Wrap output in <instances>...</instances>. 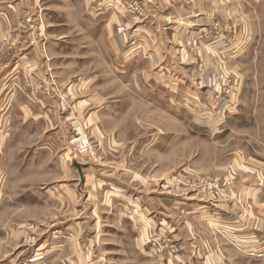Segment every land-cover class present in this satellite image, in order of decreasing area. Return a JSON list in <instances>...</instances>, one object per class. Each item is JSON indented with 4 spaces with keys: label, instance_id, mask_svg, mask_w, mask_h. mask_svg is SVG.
I'll return each instance as SVG.
<instances>
[{
    "label": "crops",
    "instance_id": "1",
    "mask_svg": "<svg viewBox=\"0 0 264 264\" xmlns=\"http://www.w3.org/2000/svg\"><path fill=\"white\" fill-rule=\"evenodd\" d=\"M138 1L148 16L133 25L121 0H53L60 10L44 22H38L34 0H3L0 45L19 42L6 46L8 57L0 62V230L6 232L0 264L264 262V226L255 221L264 208L241 210L235 202H211L201 191L174 189L166 163L161 169L173 129L149 121L148 137L164 138L155 143L144 142L138 131L147 128L141 112L171 123L174 101L164 90L175 86L185 88V101L194 106L183 104L186 119L191 115L218 135L255 118L247 109L250 85L242 70L252 39L261 33L264 39V0ZM236 23L239 32L232 36L228 28ZM234 39L246 50L233 52ZM219 71L236 76L237 95L217 114L201 107L199 96L208 95ZM261 78L256 75L252 86L264 85ZM131 134L138 137L133 142ZM81 135L98 143L100 162L79 159V174L71 152L73 138ZM147 152L158 159L144 161ZM145 167L154 173L145 174ZM228 167L232 193L251 205L261 193L243 185L234 163ZM163 178L169 189L164 182L158 191ZM47 217L54 237L76 231L78 241L58 235L22 241L19 226ZM164 239L179 250L155 249Z\"/></svg>",
    "mask_w": 264,
    "mask_h": 264
},
{
    "label": "rangeland",
    "instance_id": "2",
    "mask_svg": "<svg viewBox=\"0 0 264 264\" xmlns=\"http://www.w3.org/2000/svg\"><path fill=\"white\" fill-rule=\"evenodd\" d=\"M18 1L19 0H16V2ZM34 1H35L34 9L37 10L36 13L40 18L42 16L40 21L37 18L38 22L41 21L44 22L43 20L44 16L53 17L55 10L57 9L60 10V5L54 3L53 0H34ZM130 1H132V3H136L137 4L136 6L144 10V14L146 17L143 20L141 21L131 20L129 12L127 11V9H125L122 6L124 4L126 5L127 8L128 4H130L128 2ZM184 2L189 4L191 3L188 0H184ZM119 6L123 8L124 14L127 16L130 23H132L133 25L143 22L148 16V11L138 0H121ZM2 9H5V6L3 5V0H0V16L2 15L3 17H5V15L2 14L3 13ZM263 10L262 12L264 13ZM254 18H255L254 20H256V17ZM238 25L239 24L236 23L237 29L239 30ZM1 26L3 27V30L6 29V23H0V27ZM22 26L23 25L18 24L16 28L18 30H21ZM230 34L233 36V32H230ZM260 36L256 37L254 40L252 39L254 45L252 44L249 45V47L251 46L252 49L249 51V55L247 56L248 59L250 58L249 65L244 66L245 71L244 69L242 70V73L247 74L245 79H248L246 81H248L247 82L248 86L250 85L249 86L250 91L248 96V98H250V102L249 104H247V109L251 113H254L253 116L255 117V118L251 117L246 119L247 120L246 124L248 125L236 127V129H234V131L231 133H229L227 130L221 133L220 135H218L217 133L213 132L211 129H207L206 125H204L205 127H202L197 123H193L194 122L193 120L196 121V119H193L191 115L188 119H186L187 115H185V111H187V108L183 104H186L189 108H192V106H190V104L186 102L187 100L185 98L187 96L185 93H183L185 88H182L180 86H175L171 88L173 89L172 91L164 90L166 91V94L173 97V101H174L173 105L171 104V106H169L173 113L171 123L170 120L164 119L162 117L149 119L150 112H144V113L141 112L142 114L144 115L146 114L147 116L146 119H144L146 120L145 122L147 124L146 125L147 128L138 127V131L141 134V135L139 134L140 137H145L144 142L150 143L151 141L150 138L154 143L156 140L159 142L161 141V139H164L162 136L148 137L149 132H151V129L153 128L149 125V121L150 122L153 121V123H156L157 125L155 124V126H157V128H160L159 126L162 127L167 126L173 129V133H172L173 135L170 137L169 140L172 144L171 145L172 147L171 150L167 152L168 155L166 157V160L161 161V164L163 166L161 169H164V165L166 163L167 173L165 175H167V178L169 179L168 181H170L169 183L173 185L174 189L198 191L199 189L196 190L194 188L186 186L185 184L182 185V183H180V179L182 181L185 180L184 178L191 177L192 175H198L204 178L205 177L221 178L224 176H228L230 178V184L225 187V192L221 199L210 196L206 190L204 191L200 190V191L204 193L205 197L209 201L214 203L232 204L233 202H235L238 209L241 210H243L248 206H252L255 211L257 210L258 206L264 208V88H263L264 85L258 82V85L255 84V86H252L250 82L256 75L258 77L262 75L261 80H263V76H264V39H262ZM1 42L2 43L0 46H4L2 48V52L0 56V58L2 59L0 62L2 63L8 57L9 54V51H6V46L7 48L9 46H12L10 42H13L14 44L18 45L19 39H12V40L10 39L7 45L6 43H4L5 40ZM244 46L240 47V51L246 50L247 46H245V48ZM258 47H260V49ZM237 51L235 53H238ZM241 55L242 54H240L239 57ZM223 76L230 77L231 79L236 81V76H234L230 71H225V72L219 71L214 74L213 82H215V80H217L218 77H223ZM47 77L51 78L50 74H47ZM17 88L21 89V87H19L18 85ZM213 88L214 85L213 87L210 88V91L208 92V94L209 93L210 94L205 95L206 98L205 96L202 97V94L199 91L202 90V88L197 91V93H199L198 95L201 94V96H199L201 100L200 106L201 107L203 105L207 106L208 111L210 110L211 112L217 110V109H212V107L210 106L212 103L211 100L209 102V98H210L209 96L211 95V92H213ZM236 95L237 94H235V98ZM202 99H204V102ZM204 109L206 110V108ZM234 123H236V120L234 121ZM130 129L133 130L134 128H130ZM82 137H87L95 150V158H93V160L92 159L89 160L86 156H84V154L82 155L77 151V147H76L77 141ZM134 138H138V137L136 136V134H131L128 138V141L133 142ZM154 138L156 139L154 140ZM162 142L165 141L162 140ZM71 153H72L71 160L77 162L78 164L81 163L79 162V159H82V163H85L84 162L85 160L97 164H99L100 162V151L98 148V143L95 140L91 139L89 135L75 136L73 138V148ZM154 158H156V160L158 159V157L155 156L154 153L149 154L147 152L144 155H142V159L147 162L149 161V159H154ZM233 163L234 165L239 167L237 169L244 175L241 178L242 182L244 183L243 185L244 186L250 185L252 189L258 190V192L261 193V196L253 200L254 202L251 201L252 203L251 205L249 204L250 201H248L247 199L241 197L236 198L232 193L234 179L230 171L233 167L231 168L228 166H230ZM150 169H151L150 167H145L144 173L149 174ZM154 171L155 170H153L152 168V171L150 173H154ZM157 171H159V167H157ZM177 178L179 179L177 180ZM164 182H166L167 190L169 189V185L167 184L165 178L159 180L157 179L158 186H160L158 188V191L164 190V184H165ZM1 196L2 195H0V198ZM20 197H18V201H21ZM255 202L258 204H256ZM243 212H245V210L242 211V213ZM247 215L245 216L246 218L249 216ZM16 216L18 217L17 220H19L20 217L19 212L18 215ZM259 220H261L262 222V224L260 225L264 226V213L260 212V214L255 215V221L258 222ZM29 221L30 222L27 225L25 224L26 226L24 225L19 226V228L21 227L23 231L22 241L24 242L27 241L29 242V244L35 242L34 244H36V242H40L41 239L56 238V236L59 234L58 232H55L56 236L55 237L53 236L54 231L51 225V219L49 217L45 218V220H43L42 222L39 221L36 222L34 221V219H30ZM75 233L76 231L61 232V235H58L57 238H61L62 240H67L69 238L74 239L75 237V242H77L78 240ZM82 234L84 235V232H82ZM5 236H6V232L0 230V239H3ZM0 242H4V241H0ZM153 246L157 250L160 249L162 250L164 248H166L169 251L179 250L178 247L174 246L170 242H163L161 246L159 245L158 246L153 245ZM246 264H251V263L248 262ZM260 264H264V262L263 263L260 262Z\"/></svg>",
    "mask_w": 264,
    "mask_h": 264
},
{
    "label": "built area",
    "instance_id": "3",
    "mask_svg": "<svg viewBox=\"0 0 264 264\" xmlns=\"http://www.w3.org/2000/svg\"><path fill=\"white\" fill-rule=\"evenodd\" d=\"M189 2L193 3L194 0H188ZM127 8L126 5H122L125 9L130 14V18L133 21H141L143 20L146 16L144 14V10L140 9L138 6H136V3H132V1L128 2ZM231 32H233V36L239 32L237 29L236 24H232L228 28ZM232 45L234 48L232 49L233 52H236L242 45H244V42H238L237 40L232 41ZM191 50L193 54H197V49L195 46L191 47ZM214 88L213 92H211V95L209 96V102L211 100V107L212 109H217L214 110V113H219V108L221 104H226V106L229 105V102L235 99V94L236 91L233 88L234 85V80L231 79L230 77L223 76V77H218L217 80L214 82ZM213 87V86H212ZM210 94V93H209ZM208 94V95H209ZM191 110H194V106L190 108ZM217 111V112H216ZM221 112H224L223 108ZM216 115V114H215ZM77 151L80 154H84L89 160H93L95 158V150L92 146V144L89 142L87 137H82L77 141L76 144ZM179 178H177L178 180ZM185 180L180 179V183L182 185L189 186L191 188H194L198 191L200 190H206L208 194L212 197H217L218 199H221L222 196L224 195L225 192V187L230 184V178L228 176L224 177H217V178H208V177H202L198 175H192L191 177L184 178ZM163 242H169V240L164 239Z\"/></svg>",
    "mask_w": 264,
    "mask_h": 264
},
{
    "label": "water",
    "instance_id": "4",
    "mask_svg": "<svg viewBox=\"0 0 264 264\" xmlns=\"http://www.w3.org/2000/svg\"><path fill=\"white\" fill-rule=\"evenodd\" d=\"M72 165L78 170V172L81 174V166L75 161H72Z\"/></svg>",
    "mask_w": 264,
    "mask_h": 264
}]
</instances>
